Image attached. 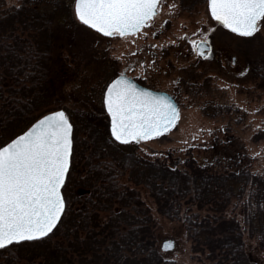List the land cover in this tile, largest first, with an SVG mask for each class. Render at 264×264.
Masks as SVG:
<instances>
[{"label":"trees","instance_id":"16d2710c","mask_svg":"<svg viewBox=\"0 0 264 264\" xmlns=\"http://www.w3.org/2000/svg\"><path fill=\"white\" fill-rule=\"evenodd\" d=\"M206 1L179 3L191 10ZM72 5L73 0H19L17 5L0 0V144L42 114L66 110L65 84L79 66L98 64L77 42L80 32L94 31L75 19ZM250 64L264 81V57L256 54ZM114 76L105 72L91 99L84 93L89 110L66 111L74 156L63 189L62 222L47 237L0 249V264H178L157 247L154 218L140 188L161 216L182 221L193 250L205 251L208 264H253L243 234L264 254V176L249 162L199 163L192 155H168L166 162L141 155L138 141L117 142L101 102ZM200 110L207 117L237 113V121L243 118L226 103L205 101Z\"/></svg>","mask_w":264,"mask_h":264},{"label":"rangeland","instance_id":"374dc122","mask_svg":"<svg viewBox=\"0 0 264 264\" xmlns=\"http://www.w3.org/2000/svg\"><path fill=\"white\" fill-rule=\"evenodd\" d=\"M18 2L5 0L6 5ZM72 14L75 17L74 10ZM204 32H208L211 55L201 57L191 40L203 39ZM77 42L96 55L98 64L79 66L74 78L65 84V111L89 110L87 98L105 82L104 73L125 72L152 89L169 93L180 109V119L169 132L138 141L141 155L166 162L168 155L180 159L192 155L199 163L221 165L249 162L253 171L264 176V81L254 75L250 64L256 54L264 57V31L251 37L234 33L210 16L206 2L183 10L179 0H159L152 23L140 33L109 37L80 32ZM86 92L90 95L87 98ZM205 101L230 104L243 118L237 121V113L204 116L200 106ZM140 192L154 218L157 247L160 249L165 239L174 243L172 249H160L162 254L178 264H208L205 251L193 250L182 221L161 216L147 191L140 188ZM243 238L253 264H264L255 239L246 232Z\"/></svg>","mask_w":264,"mask_h":264},{"label":"snow or ice","instance_id":"6c2138e0","mask_svg":"<svg viewBox=\"0 0 264 264\" xmlns=\"http://www.w3.org/2000/svg\"><path fill=\"white\" fill-rule=\"evenodd\" d=\"M73 3L81 22L109 37L140 33L159 7V0ZM207 7L215 21L234 33L251 37L264 31V0H207ZM203 37L192 39L191 45L198 55L209 56L208 32ZM103 104L110 116L111 136L117 141L159 137L180 119L172 97L140 87L124 72L107 83ZM73 156V124L63 108L48 112L0 144V249L47 237L62 222L67 208L63 189Z\"/></svg>","mask_w":264,"mask_h":264},{"label":"water","instance_id":"95a60500","mask_svg":"<svg viewBox=\"0 0 264 264\" xmlns=\"http://www.w3.org/2000/svg\"><path fill=\"white\" fill-rule=\"evenodd\" d=\"M208 8V7H207ZM73 10H74V3H73ZM208 11H209V9H208ZM74 14H75V12H74ZM209 14H210V11H209ZM210 16H211V14H210ZM75 17H76V15H75ZM212 17V16H211ZM77 18V20L79 21V22H81L79 19H78V17H76ZM213 18V17H212ZM214 19V18H213ZM215 20V19H214ZM217 22V21H216ZM81 23H83V22H81ZM218 24H220L219 22H217ZM84 24V23H83ZM85 25V24H84ZM220 25H222V24H220ZM85 26H87L88 28H90V29H92L90 26H88V25H85ZM222 26H224V25H222ZM225 27V26H224ZM226 28V27H225ZM93 31H95V32H97V33H99V34H101V35H104V34H102V33H100L98 30H95V29H92ZM230 30V29H229ZM232 31V30H231ZM106 36V35H105ZM196 53H197V51H196ZM200 56V55H199ZM125 73V72H124ZM126 74V73H125ZM118 75V74H117ZM127 75V74H126ZM127 76H129V75H127ZM131 79H133L136 83H137V85H139L140 87H142V88H150V87H148V86H145V85H143V84H141V83H139L138 81H136L134 78H132L131 76H129ZM113 78H115V76L113 77ZM112 78V79H113ZM110 81L111 80H109V82L108 83H110ZM107 85V84H106ZM105 89H106V86H105V88H104V91H105ZM152 91H155V92H161V93H164V94H166V95H168V96H170V97H172L169 93H167L166 91H163V90H155V89H152V88H150ZM104 91H103V94H104ZM173 98V97H172ZM174 99V98H173ZM174 101H175V99H174ZM176 102V101H175ZM102 103H103V97H102ZM177 103V102H176ZM103 107H104V110H105V112H106V108H105V106H104V104H103ZM55 110H57V109H55ZM55 110H52V111H55ZM48 112H50V111H48ZM48 112H46V113H44V114H42L41 116H43V115H46ZM108 115V114H107ZM41 116H39L37 119H39ZM108 118H109V132H110V135H111V130H110V116L108 115ZM37 119H35L32 123H34ZM31 123V124H32ZM31 124L28 126V127H30L31 126ZM27 127V128H28ZM27 128L25 129V130H23V131H26L27 130ZM22 131V132H23ZM21 132V133H22ZM21 133H19V134H21ZM19 134H17V135H19ZM15 137V136H14ZM13 137V138H14ZM112 137V136H111ZM114 140H116L114 137H112ZM117 141V140H116ZM117 142H120V143H126V142H123V141H117ZM128 142H130V141H128ZM171 244L172 246L169 248V247H165V245L166 244ZM173 246H174V243H173V241H170V240H164L163 242H162V244H161V246H160V248H161V250H169V249H172L173 248Z\"/></svg>","mask_w":264,"mask_h":264},{"label":"flooded vegetation","instance_id":"af4514ba","mask_svg":"<svg viewBox=\"0 0 264 264\" xmlns=\"http://www.w3.org/2000/svg\"><path fill=\"white\" fill-rule=\"evenodd\" d=\"M140 83V82H139ZM142 84V83H141ZM144 85V84H143ZM146 86V85H145Z\"/></svg>","mask_w":264,"mask_h":264}]
</instances>
